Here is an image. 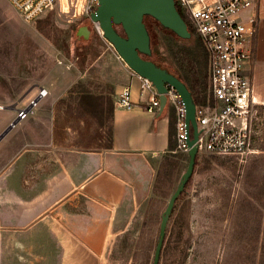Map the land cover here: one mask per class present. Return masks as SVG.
<instances>
[{"label": "rangeland", "instance_id": "1", "mask_svg": "<svg viewBox=\"0 0 264 264\" xmlns=\"http://www.w3.org/2000/svg\"><path fill=\"white\" fill-rule=\"evenodd\" d=\"M46 20L50 25L39 29ZM148 25L151 57L156 62L169 64L172 53L167 50L168 44L180 56L189 47L197 58L195 70L201 72V85L205 73L208 84V56L200 39L195 42V35L189 40L178 38L153 18L148 19ZM81 27L89 29L88 38L78 34ZM118 30L123 32L119 26ZM125 69L128 67L90 15L77 18L73 11L57 8L29 24L6 0H0V134L18 117L12 106L25 109L39 90L48 91L33 107L35 112L28 114L27 120L22 119L24 131L40 132L37 142L41 144L33 147L44 152L28 163V178H37L54 168L58 146L94 150L107 144L109 127L99 128L98 120L82 104V92L71 93V88L80 84L77 91L108 92L122 80ZM181 77L187 87H193L192 74ZM116 95L115 89L109 95L114 104ZM5 141L0 142V170L6 160L16 157L15 151L2 153ZM260 148L262 152L244 159L198 154L200 163L169 221L159 264H261L264 142ZM188 162L189 157L181 153L167 154L157 171L152 193L120 224V233L111 238L102 264H153L161 216Z\"/></svg>", "mask_w": 264, "mask_h": 264}, {"label": "crops", "instance_id": "2", "mask_svg": "<svg viewBox=\"0 0 264 264\" xmlns=\"http://www.w3.org/2000/svg\"><path fill=\"white\" fill-rule=\"evenodd\" d=\"M256 14L253 79L264 113V0H258ZM125 86L131 87L133 107L114 104L111 148L58 146L54 168L28 178V163L43 152L33 147L41 144L40 132L24 131L21 120L5 136L2 153L15 151L16 157L0 170V264L104 262L111 238L152 193L158 169L173 153V108L161 115L148 112L142 80L129 68L115 94Z\"/></svg>", "mask_w": 264, "mask_h": 264}, {"label": "built area", "instance_id": "3", "mask_svg": "<svg viewBox=\"0 0 264 264\" xmlns=\"http://www.w3.org/2000/svg\"><path fill=\"white\" fill-rule=\"evenodd\" d=\"M26 23H34L55 9L64 11L63 0H6ZM185 16V21L203 43L208 56V97L196 104V121L199 137L198 154L216 157L247 158L262 152L264 142V113L253 79V56L257 32L258 0H174ZM68 13L74 17L90 15L98 0H66ZM97 30L103 35L99 25ZM140 77V76H139ZM142 80L141 90L147 92V111L160 110V94L148 79ZM167 106L175 112L176 148L173 153L189 157L186 109L174 87L167 85ZM42 88L38 96H47ZM115 106L133 107L131 87L125 86L117 93ZM30 101L20 114L25 119ZM19 116V114H18ZM257 135H260L257 137ZM257 142V145H256Z\"/></svg>", "mask_w": 264, "mask_h": 264}, {"label": "water", "instance_id": "4", "mask_svg": "<svg viewBox=\"0 0 264 264\" xmlns=\"http://www.w3.org/2000/svg\"><path fill=\"white\" fill-rule=\"evenodd\" d=\"M145 17L153 18L178 38L189 40L193 36L174 0H98L96 10L90 14L91 21L99 24L103 37L114 47L126 66L135 74L151 81L156 87L161 102L158 114L161 115L167 107L166 93L168 91L167 85H169L176 89L184 103L189 135L192 127V137L190 136L188 139L190 151L187 169L161 216L159 236L153 259V264H159L168 224L175 205L194 173L196 157L198 156L196 142L199 137V130L195 116L196 103L192 92L177 76L150 60L153 50L151 34L145 23ZM118 26L122 28L123 34L119 32ZM78 34L88 38L90 31L87 27H81ZM40 99L41 97L37 96L33 100L30 104V110L34 104L39 103ZM10 109L17 111L19 116L0 134V142L21 121L20 114L29 111L17 109L16 106H12Z\"/></svg>", "mask_w": 264, "mask_h": 264}, {"label": "trees", "instance_id": "5", "mask_svg": "<svg viewBox=\"0 0 264 264\" xmlns=\"http://www.w3.org/2000/svg\"><path fill=\"white\" fill-rule=\"evenodd\" d=\"M181 16L185 19L184 14L180 10V8H177ZM151 17H145V23L147 25V28L150 32V28L148 25V19ZM50 25V20H46L44 22V26L39 25V29H43L44 27ZM190 32L193 35V30L189 27ZM123 34V33H122ZM151 34V33H150ZM176 36V35H175ZM177 37V36H176ZM199 41L198 38H196L195 42ZM151 42H152V37H151ZM194 42H192L193 44ZM190 44V45H192ZM169 47V49H168ZM167 50L171 51V61L169 64H160L156 62L152 57L150 60L155 62L158 66L167 69L169 72L177 76L180 80L184 82L182 79V75L184 76L185 74H192L195 79L192 82L193 87H188L189 90L192 92L195 103L198 104L200 102L199 96L203 98V100H206L208 97L207 91H208V84H207V73L204 74L205 76V81L203 82L204 84L201 85V79L202 76L200 75V71L198 72L195 70V64L197 62V58L193 56L192 52L190 51V48H186L185 50H182L181 56L177 53V50L171 47L170 44L167 45ZM173 69V72L171 71ZM178 70L183 71L184 73L182 74L181 72H177ZM176 71V72H175ZM185 83V82H184ZM186 84V83H185ZM80 84H75L71 88V93L75 92H82L81 96V101L84 107H86V110L88 114H91L92 117H95L98 122H99V128L101 130H104L107 126L109 127V132L106 133L108 134V141L105 146H101L102 148H111L112 142H113V116H114V102L109 98V95H111L114 92V87L111 88L110 91L105 92L102 91L100 93H93L91 91H77V87ZM201 86V88H199ZM80 88V87H79ZM201 89V91H197ZM78 118H81L79 116ZM175 138H176V130H175V115L174 113L171 114V126H170V151H174L176 148L175 145ZM100 147V148H101ZM199 159L198 156L196 157V162H195V168L199 165ZM163 165V164H162ZM195 170V169H194ZM179 200V199H178ZM261 264H264V253L261 258Z\"/></svg>", "mask_w": 264, "mask_h": 264}, {"label": "bare ground", "instance_id": "6", "mask_svg": "<svg viewBox=\"0 0 264 264\" xmlns=\"http://www.w3.org/2000/svg\"><path fill=\"white\" fill-rule=\"evenodd\" d=\"M63 9L65 12H68V10H69L68 5L66 4V0H63Z\"/></svg>", "mask_w": 264, "mask_h": 264}, {"label": "flooded vegetation", "instance_id": "7", "mask_svg": "<svg viewBox=\"0 0 264 264\" xmlns=\"http://www.w3.org/2000/svg\"><path fill=\"white\" fill-rule=\"evenodd\" d=\"M37 104H38V103H37ZM37 104H36V105H37ZM21 120H22V119H21Z\"/></svg>", "mask_w": 264, "mask_h": 264}]
</instances>
